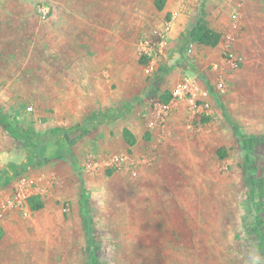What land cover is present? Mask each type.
I'll return each instance as SVG.
<instances>
[{
  "label": "rangeland",
  "instance_id": "374dc122",
  "mask_svg": "<svg viewBox=\"0 0 264 264\" xmlns=\"http://www.w3.org/2000/svg\"><path fill=\"white\" fill-rule=\"evenodd\" d=\"M39 1L0 4V173L38 154L0 182L12 189L0 212L20 177L33 183L24 207L0 215V264H264V196L257 209L251 200L252 179L264 183V0H45L46 20ZM203 4L222 34L215 47L186 33ZM77 59L116 105H100L104 83L92 82L93 110L74 123ZM201 71L208 106L175 95ZM116 124L132 145L115 139ZM63 129L72 142L59 156ZM120 154L128 163L114 165ZM32 197L44 207L32 210Z\"/></svg>",
  "mask_w": 264,
  "mask_h": 264
},
{
  "label": "crops",
  "instance_id": "0c3cea01",
  "mask_svg": "<svg viewBox=\"0 0 264 264\" xmlns=\"http://www.w3.org/2000/svg\"><path fill=\"white\" fill-rule=\"evenodd\" d=\"M8 0H0V4L1 5H5L6 2ZM16 1V0H15ZM12 13L7 12V14L5 15H11ZM17 15L15 18L21 19V18H26L24 16V13H18L15 14ZM22 15V16H21ZM16 24H18L19 22H14ZM13 24V25H16ZM76 44L79 43V40H76ZM78 46V45H77ZM90 62L88 60H83L82 62H80L78 59L76 61H74V74L73 76H71V82L75 85H73L72 90H73V96L71 98V104H70V108L72 109V111H70V114L75 116L76 119H74V117H72V119L74 120L73 122L76 123L78 122L81 118H79L80 116L89 114L92 110H93V105H92V89L91 88V83L92 82H100L103 81L104 85L102 88H98V95H97V99L99 101V104L102 106H115L116 105V101L111 102L112 99L109 98V96L106 93V90L108 89V86L106 85L105 82V77H102L101 75H95L91 73V69H90ZM176 74L177 73H171V78L173 80H176ZM197 78H198V83L205 88L207 82H208V78L205 76V74L201 71L197 73ZM82 84V85H81ZM113 109H115L114 111H116L117 109L113 107ZM147 119V118H146ZM148 120V119H147ZM69 122V121H68ZM145 124V122L143 123L141 119L136 118V116H133V120H130L129 122V128L133 129V133H138V130L140 131V128L142 127L141 125ZM157 129V127L155 128ZM123 128L120 127L118 124H116L115 126V130H114V137L116 140H120V142L122 140H124L125 136L123 134ZM132 133V134H133ZM107 137H110V133L107 132ZM139 137H140V133H139ZM60 140V139H59ZM126 141V139H125ZM4 148H2V152L4 153L5 151L3 150ZM4 155L1 154V157H3ZM13 177L12 179H9V181L7 182H11L14 181ZM11 186V185H10ZM10 186H8L7 183H4L0 185V202L8 195L11 193L12 189H10ZM175 212L173 211V221L178 220V227L180 228L181 226V221L184 222V226H186V219H181V210L180 208L178 209H174ZM162 214V213H161ZM163 216V214L161 215ZM165 217V215H164ZM8 222V219L2 221V225L3 223ZM162 222L164 223V221L162 220ZM179 232V231H178ZM178 238L180 239V235L178 234ZM185 239H183V243L185 244ZM184 249V247L182 248ZM177 251V250H176Z\"/></svg>",
  "mask_w": 264,
  "mask_h": 264
},
{
  "label": "trees",
  "instance_id": "16d2710c",
  "mask_svg": "<svg viewBox=\"0 0 264 264\" xmlns=\"http://www.w3.org/2000/svg\"><path fill=\"white\" fill-rule=\"evenodd\" d=\"M162 4H163V2L159 4V8H162ZM205 14H206V11H205V6L203 4L200 7V15L198 17V20H197L195 26L193 28H191L190 30H188L186 33L196 43H198L200 45H204V46H208V47H215L221 41L222 34H221V32H219V31H217V30H215V29H213L207 25L206 20H205ZM171 98H172V94H169L168 97L164 100V102H169L171 100ZM121 112H122L121 109L116 110L115 114L113 116L120 115ZM107 113L108 112H105V111L104 112L102 111V113H100L101 116H104L102 121L107 120V118H105ZM109 118H111V117H109ZM4 123L8 124L9 122H7V120H4ZM11 131L14 132L15 129L14 128L12 129V127H11ZM81 131L86 132L87 128H83V129H81ZM69 133H70V130H68V129L67 130H64V129L61 130L60 137L65 139V145H63L61 148H58V150L56 151V155L65 156V154L63 155V153H66V148L69 147L70 143L72 142V140H71L72 136H70ZM24 136L29 138V143H28L29 145L37 146L38 140L36 137L22 133V137H24ZM124 136H125L126 142L129 145H132L134 143V141H135L134 136H133V134H131L129 132V130H127V129L124 130ZM240 136L243 140L246 139V142L247 141L249 142V140L254 139V137L246 138V136H243L242 134H240ZM255 140L264 142V135L262 137L256 138ZM59 141L60 140L56 141L57 145L60 144ZM246 146H249V145L246 144ZM37 157H38L37 152L30 151L29 155L25 158V160L22 163L23 166L16 165L12 168L11 172L0 173V182L1 181L2 182L7 181L12 176L17 174L18 172H21L22 170L28 169V167L30 165L36 163L35 160ZM249 174H251L250 171H249ZM251 188H252L251 200L253 201L255 208L257 209L258 207H260L262 205L261 197L264 196V183L258 182L257 180L252 179ZM29 203H30L31 209L34 211L40 210L44 207V201L40 197H32L30 199ZM246 224L248 225V228L251 229V231H254L256 233L258 232L259 228H258L256 222L255 223L254 222L248 223L246 221ZM3 235H4V231H3L2 227L0 226V239L3 237ZM257 235L262 237L261 232L257 233Z\"/></svg>",
  "mask_w": 264,
  "mask_h": 264
},
{
  "label": "built area",
  "instance_id": "2783aa9c",
  "mask_svg": "<svg viewBox=\"0 0 264 264\" xmlns=\"http://www.w3.org/2000/svg\"><path fill=\"white\" fill-rule=\"evenodd\" d=\"M50 6L45 2V0H40L37 12L39 14V17L43 20H46L50 16ZM189 50H192V45ZM175 95H178V97H186L190 96L191 99L194 97H197V99H201L204 101L203 105L208 106L207 102V96L208 92L198 83V79L196 77L187 76L178 86L177 93ZM199 97V98H198ZM174 101V100H173ZM164 117H162V120ZM129 156L126 154H120L116 158L112 160V163L114 165H120L122 163L127 162L128 163ZM32 181L26 177L22 176L19 178L17 185H16V192L13 194V197L10 199H7L1 206L0 215L3 213H6L7 209H13L18 207H24V204L26 199L31 195V188H32ZM10 209V210H11Z\"/></svg>",
  "mask_w": 264,
  "mask_h": 264
}]
</instances>
